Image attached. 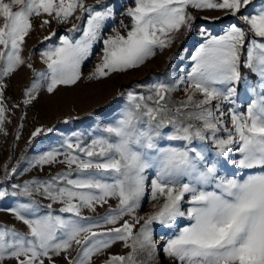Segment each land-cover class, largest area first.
Here are the masks:
<instances>
[{"label": "snow or ice", "instance_id": "snow-or-ice-1", "mask_svg": "<svg viewBox=\"0 0 264 264\" xmlns=\"http://www.w3.org/2000/svg\"><path fill=\"white\" fill-rule=\"evenodd\" d=\"M98 3L104 6L97 9L85 0H0V131L8 111L5 78L33 67L23 51L34 18H41V27L73 20L84 26L73 23L68 31L81 33L78 38L61 36L57 46L42 52L46 70L36 73L25 103H31L41 87L54 93L61 85L76 84L97 43L103 44L102 57L89 79L98 80L138 68L158 49L171 46L182 29L191 30L195 16L190 9L223 10L241 23H230L222 35L202 33L205 42L192 56L185 78L174 84L157 82L149 89L151 95L129 93L120 118L105 125L90 143L68 140L64 152L40 156L36 164L62 163L68 170L47 180L13 185L21 189L13 196L39 193L52 203L44 214L35 201L11 209L28 231L0 225V264H56L61 256L65 264H93L117 242H123L127 254L110 255L104 264H148L157 248L152 225L172 229L178 217L188 223L172 231L163 246L173 264H264V2L256 7L253 0H133L134 6L125 12L130 24L121 21L123 32L113 28L106 37V22L114 10L105 0ZM242 69L257 77L245 111L235 107L234 99ZM180 85L186 99L173 100L170 94ZM214 101L234 105L230 127L220 105L213 110ZM169 126L172 130L165 132ZM208 139L218 157L238 155L230 161L237 173L222 174L221 162L195 147L161 143L191 145ZM146 193L157 204L145 219L137 211ZM7 195V190H0V198ZM112 198L117 207L99 220L82 215ZM53 203L62 205L60 213L70 215L54 214ZM183 203L189 205L186 211Z\"/></svg>", "mask_w": 264, "mask_h": 264}, {"label": "rangeland", "instance_id": "rangeland-1", "mask_svg": "<svg viewBox=\"0 0 264 264\" xmlns=\"http://www.w3.org/2000/svg\"><path fill=\"white\" fill-rule=\"evenodd\" d=\"M113 7L114 17L106 22L104 36L111 35L112 29L120 28V22L130 24V18L125 15L126 9L133 5V0H105ZM264 0H253L256 7H259ZM86 4L93 5L97 9L104 6L98 3V0H85ZM252 6H249L251 10ZM195 16L190 31L181 30L176 35L175 41L171 46L158 49L156 55L147 60L138 68L129 69L126 72L112 73L108 77L101 79H89L96 65L102 57L103 44L97 43L93 47L92 55L84 62L81 67V79L74 85H61L54 93H48L46 87H41L34 94L35 99L31 103H25L27 100L26 90L30 87L34 79H37L36 73L45 71L46 65L43 63L41 54L49 47L59 44V37L69 35L78 38L81 33H69L68 29L73 23H77L82 28L81 21H70L67 24H57L53 21L50 25L41 27V18L33 19V31L25 39L23 56L26 61L32 64L29 69L26 66L20 68L11 77L5 78L7 85L4 93V103L7 106L6 120L3 131H0V190H7L9 195L0 198V225L15 228L21 232H27V226L17 220L11 209L20 203L37 202L40 207V214H44L49 209L46 205L52 203L39 193L32 197L13 196V191L19 192L20 188H13V185H24L33 180H47L59 173L67 171V165L54 163L51 165H39L35 162L49 151H65V143L68 140L73 142L77 138L85 144L90 143L91 139L100 134V130L105 125L118 120L124 108L128 104L129 93L139 95H151L150 87L157 83L167 84L177 83L181 78H185L193 66L192 56L195 55L199 46L205 42L206 36L202 33L212 35H222L223 30L232 22L241 23L238 18L226 16L225 11L220 10H201L190 9ZM218 18V19H217ZM210 21V22H206ZM55 32V36L51 33ZM45 36H51L50 40H45ZM243 79L237 86V95L234 97L235 107L239 111H245L248 103L253 98L252 88L257 84V77L252 79L245 72ZM184 85H180L177 91L171 93L173 100L186 99V93L182 90ZM199 95L197 99H199ZM219 104L220 109L225 113L222 118L229 127V110L234 105L227 101H214ZM219 115V112H217ZM37 129H42L38 135H33ZM51 129V131H48ZM171 126L164 129L170 132ZM218 135H223L219 133ZM162 145L169 143L174 146H190L204 151L209 159L221 162L222 174H234L239 170L232 164L231 160L238 158L233 152L228 158L218 157L216 155L215 145L211 139L200 141L194 140L191 145H186L183 141H161ZM63 159V157H60ZM15 168V174L12 169ZM75 172V169H72ZM153 173L149 172V180ZM162 203V201H161ZM118 201L115 198L109 199L107 204L97 206L96 211L89 209L83 210L82 215L91 220H99L111 209L116 208ZM157 202L150 199L146 193L137 215L145 219L149 214L155 211L154 205ZM189 205L182 204V209L186 211ZM62 207L59 203H53L51 211L54 214L68 216L70 214L60 213ZM131 220V217H125ZM188 223L185 217H178L174 227L169 229L165 225L154 223L153 239L156 242V256L148 264H173L163 253V246L167 236L172 231H178ZM139 227V226H138ZM78 248L74 249L72 256H76ZM128 249L124 248L123 242L115 243L105 255L94 258L93 264H104V261L110 255H125ZM56 264H65L63 256L56 257ZM8 264H15V261H9ZM45 264H48L47 260Z\"/></svg>", "mask_w": 264, "mask_h": 264}, {"label": "trees", "instance_id": "trees-1", "mask_svg": "<svg viewBox=\"0 0 264 264\" xmlns=\"http://www.w3.org/2000/svg\"><path fill=\"white\" fill-rule=\"evenodd\" d=\"M210 22V21H206ZM242 72H245L248 76H250L252 79H254L256 76L253 75L248 69H242Z\"/></svg>", "mask_w": 264, "mask_h": 264}]
</instances>
